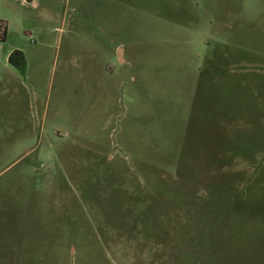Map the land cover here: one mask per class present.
<instances>
[{
    "label": "rangeland",
    "instance_id": "rangeland-1",
    "mask_svg": "<svg viewBox=\"0 0 264 264\" xmlns=\"http://www.w3.org/2000/svg\"><path fill=\"white\" fill-rule=\"evenodd\" d=\"M0 264H264V0H0Z\"/></svg>",
    "mask_w": 264,
    "mask_h": 264
},
{
    "label": "flooded vegetation",
    "instance_id": "flooded-vegetation-1",
    "mask_svg": "<svg viewBox=\"0 0 264 264\" xmlns=\"http://www.w3.org/2000/svg\"><path fill=\"white\" fill-rule=\"evenodd\" d=\"M22 64V62H20Z\"/></svg>",
    "mask_w": 264,
    "mask_h": 264
},
{
    "label": "trees",
    "instance_id": "trees-1",
    "mask_svg": "<svg viewBox=\"0 0 264 264\" xmlns=\"http://www.w3.org/2000/svg\"><path fill=\"white\" fill-rule=\"evenodd\" d=\"M13 54H15V53H13Z\"/></svg>",
    "mask_w": 264,
    "mask_h": 264
}]
</instances>
